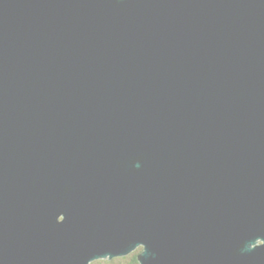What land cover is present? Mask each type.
<instances>
[{"label":"water","instance_id":"95a60500","mask_svg":"<svg viewBox=\"0 0 264 264\" xmlns=\"http://www.w3.org/2000/svg\"><path fill=\"white\" fill-rule=\"evenodd\" d=\"M264 264V0H0V264Z\"/></svg>","mask_w":264,"mask_h":264},{"label":"trees","instance_id":"16d2710c","mask_svg":"<svg viewBox=\"0 0 264 264\" xmlns=\"http://www.w3.org/2000/svg\"><path fill=\"white\" fill-rule=\"evenodd\" d=\"M137 251H132L131 253L125 255V256H119V257H114L112 258L111 260H105L103 263L101 262H97V264H113V261H117V260H124V263H120L121 264H139L138 261H137V258H136V255H137ZM91 264H96L95 262L91 263Z\"/></svg>","mask_w":264,"mask_h":264},{"label":"rangeland","instance_id":"374dc122","mask_svg":"<svg viewBox=\"0 0 264 264\" xmlns=\"http://www.w3.org/2000/svg\"><path fill=\"white\" fill-rule=\"evenodd\" d=\"M139 250H141V247L139 246L138 248H136L135 250H134V252L135 251H137L138 253H139ZM105 260H107V259H97V260H94V261H92L91 263H93V262H95V263H99V262H101V263H103ZM113 261V264H121V263H124V260H117V261H114V260H112ZM121 263H120V262Z\"/></svg>","mask_w":264,"mask_h":264},{"label":"bare ground","instance_id":"6f19581e","mask_svg":"<svg viewBox=\"0 0 264 264\" xmlns=\"http://www.w3.org/2000/svg\"><path fill=\"white\" fill-rule=\"evenodd\" d=\"M138 248V247H137ZM117 257H119V256H117ZM114 258V257H113ZM108 260H111V259H108ZM91 264V263H90Z\"/></svg>","mask_w":264,"mask_h":264},{"label":"flooded vegetation","instance_id":"af4514ba","mask_svg":"<svg viewBox=\"0 0 264 264\" xmlns=\"http://www.w3.org/2000/svg\"><path fill=\"white\" fill-rule=\"evenodd\" d=\"M97 264V263H96Z\"/></svg>","mask_w":264,"mask_h":264}]
</instances>
